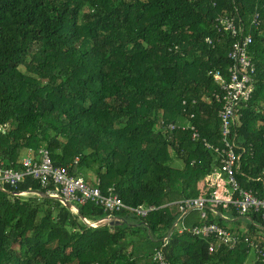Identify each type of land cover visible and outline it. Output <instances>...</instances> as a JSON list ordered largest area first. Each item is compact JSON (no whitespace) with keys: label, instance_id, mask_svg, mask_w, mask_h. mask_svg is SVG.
Masks as SVG:
<instances>
[{"label":"trees","instance_id":"16d2710c","mask_svg":"<svg viewBox=\"0 0 264 264\" xmlns=\"http://www.w3.org/2000/svg\"><path fill=\"white\" fill-rule=\"evenodd\" d=\"M224 13L244 25L260 16L249 51L256 88L237 129V177L261 195L264 0H0L1 161L17 165L23 150L41 148L56 166L80 157L73 172L100 179L104 194L113 188L127 206L160 207L146 219L123 210L114 214L121 224L95 228L86 221L108 213L94 203L75 212L59 199L15 196L7 187L0 190V264H155L154 249L173 229L185 192L219 165L188 131L166 132L160 123L194 111L202 138L220 144V107L207 97L219 88L209 72L226 74L231 64L235 39L214 29ZM208 36L224 37L213 48ZM185 99L198 105L185 113ZM51 189L29 177L16 191ZM248 217L264 231L260 215ZM165 254L171 264H246L249 256L245 245L210 254L209 242L176 230Z\"/></svg>","mask_w":264,"mask_h":264},{"label":"built area","instance_id":"2783aa9c","mask_svg":"<svg viewBox=\"0 0 264 264\" xmlns=\"http://www.w3.org/2000/svg\"><path fill=\"white\" fill-rule=\"evenodd\" d=\"M259 19V14H255L248 25H244L243 20H237V17L230 13L219 15L215 19L214 29L224 35H231L235 39L228 53L231 64L227 69V73L225 74L221 70L209 72L219 87L207 99L214 98L220 107L217 111L221 125L220 144L216 145L206 138H202L196 124L193 122L197 117L194 111L189 113L188 123L185 125L164 120L160 123V127L166 132L188 131L192 141L202 142L203 146L214 152L219 159V165L211 175L215 177L218 186L221 183L225 187L224 194L220 195L215 190L210 196L205 193L198 196H188L180 202L176 217V224L180 225L178 228L180 233L189 232L193 236L213 240L209 248L210 252L216 250V244L234 249L241 241L225 226L209 221L208 209L216 213L220 209H233L241 217L257 214L261 216L264 223V194L260 195L256 190L244 189L237 177L243 155V153H240L243 148L237 142L239 138L237 129L241 126V107L243 105L247 106L256 88L257 69L249 51L254 42L252 31H255V28L261 25ZM223 37L213 38L208 36L205 42L215 48L217 43H222ZM182 105L183 111L188 113L190 107L192 106L194 109L198 103L197 100L189 103L185 99ZM6 129V125L0 127V131ZM79 162L80 157H76L69 166H56L50 151L46 148H41L38 152L29 149L27 155L20 159L17 165L7 166L0 159V190L6 192V188L9 187L13 189L12 192H16L19 185L30 177L39 182L44 189L52 188L47 194L62 197L73 206L71 209L75 212H79L80 206L91 202L103 208L108 213V218H118L114 214L127 210L140 218L146 219L150 213L159 209L154 205H140L137 208L127 206L113 188H110L108 193L104 194L100 188V179H96L95 183L92 184L84 176L73 172L72 169ZM212 176L209 177L212 178ZM9 192L11 193V191ZM27 193L30 192H21L20 196H25ZM193 210L200 211L203 223L189 228L185 225V218ZM171 235L172 231L163 239L162 249L154 255V261L157 264H168L163 249L167 247ZM244 244L255 254L256 260L264 262V251L259 248L257 242L245 238Z\"/></svg>","mask_w":264,"mask_h":264},{"label":"crops","instance_id":"0c3cea01","mask_svg":"<svg viewBox=\"0 0 264 264\" xmlns=\"http://www.w3.org/2000/svg\"><path fill=\"white\" fill-rule=\"evenodd\" d=\"M178 123L182 124V125H185L186 123H188V120L187 119H181L178 121ZM212 143V142H211ZM214 144V143H213ZM218 145V144H216ZM28 151L27 150H23L21 152V158L22 159L23 157H25L27 155ZM218 159V157H217ZM219 161V160H218ZM217 167V166H216ZM214 167V170L215 168ZM214 173V171L212 172ZM85 178L88 177L89 181L93 184V182L95 183V177L94 176H91V175H88V174H85ZM209 176H212V175H207V176H201V175H197L195 177V180H194V184L192 187H190L185 193L189 196H198L200 194H203L205 193L206 195L210 196L215 190L218 191V194H224L225 192V187L219 183V186L215 180V177L212 176L209 177ZM94 180V181H93ZM242 185V184H241ZM243 187V186H242ZM244 188V187H243ZM227 189V188H226ZM245 189V188H244ZM247 190H250V189H247ZM254 190V189H252ZM180 204V203H179ZM179 204H178V210H179ZM157 207V206H156ZM160 209V207H158ZM158 209V210H159ZM194 213H196L195 217L190 221L189 218L191 217V215H193ZM208 213V220L211 221V222H215V223H219L220 225H223L225 226L226 228H228L235 236H237L239 239H240V244L234 248V249H229L223 245H218L216 244V250L214 252H217L220 248H226L228 250H235L237 249L238 247H240L241 245H245V247L248 249V258L246 260V264H253L256 260V256L254 253H252L250 250L249 247L246 246V244H244V239L245 238H250L252 240H254L255 242H257L258 239H262L264 240V231L261 230V228H257L256 224L253 223V221H251L250 217L248 216H245V217H241L239 216L235 210L233 209H230V210H223V209H220L218 210V213L214 212L213 210H210L208 209L207 211ZM178 214V212H177ZM177 214H176V217H177ZM198 217H201V213L199 210H193L191 211L187 217L185 218V225L189 228H192L194 226H197V225H201L203 223V220H199L197 221V218ZM177 221V220H176ZM176 225V227H175ZM252 226L254 227V229H252ZM180 227L179 224H174L173 226V229L170 230L173 231L176 230L178 233L179 230L178 228ZM250 230L251 231V234H248L246 231L247 230ZM256 229V230H255ZM253 230V231H252ZM169 231V232H170ZM168 232V233H169ZM168 233L162 237V242L161 244L159 245V247H156L154 249V252H153V255H152V261L157 264L155 261H154V255L156 254V252L160 249H162V244H163V239L168 235ZM183 233H186V232H183ZM183 233H180V234H183ZM189 233V232H188ZM190 234V233H189ZM192 235V234H191ZM193 236V235H192ZM196 237V236H194ZM202 240H205L207 242H209V248H210V245L211 243L213 242L212 239H204V238H201V237H198ZM258 243V242H257ZM259 245V248L261 250H263L261 247H260V244L258 243ZM166 249V248H165ZM165 249H163V253L165 255V258H166V261L168 264H171L169 262V260L167 259V256L165 254ZM264 251V250H263ZM214 252H210L209 250V253L212 254Z\"/></svg>","mask_w":264,"mask_h":264},{"label":"water","instance_id":"95a60500","mask_svg":"<svg viewBox=\"0 0 264 264\" xmlns=\"http://www.w3.org/2000/svg\"><path fill=\"white\" fill-rule=\"evenodd\" d=\"M11 193L15 196H18V195H20L21 192L16 191V192H11ZM31 193L42 196V197L46 196V197L59 199L66 207L73 208V206L70 203L66 202L62 197H54V196H51V195L44 193V192H41V191H34ZM86 222L90 227H95V228L104 227V226H108V225H119L122 223V221L119 218H108V217H106L103 220L94 222V223H90L88 221H86Z\"/></svg>","mask_w":264,"mask_h":264},{"label":"rangeland","instance_id":"374dc122","mask_svg":"<svg viewBox=\"0 0 264 264\" xmlns=\"http://www.w3.org/2000/svg\"><path fill=\"white\" fill-rule=\"evenodd\" d=\"M176 164H177V166L180 168V167H182V163H181V161H178L177 160V162H176ZM25 196H33V193H27V195H25ZM195 215H196V213H194L193 215H191V217L189 218V220L191 221L194 217H195ZM199 220H202L201 219V217H198L197 218V221H199ZM248 234H251V231L248 229L247 231H246ZM250 264V263H249Z\"/></svg>","mask_w":264,"mask_h":264}]
</instances>
